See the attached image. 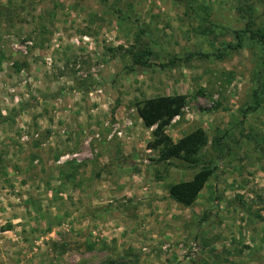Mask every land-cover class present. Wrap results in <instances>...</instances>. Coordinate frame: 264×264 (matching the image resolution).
<instances>
[{
    "label": "rangeland",
    "instance_id": "374dc122",
    "mask_svg": "<svg viewBox=\"0 0 264 264\" xmlns=\"http://www.w3.org/2000/svg\"><path fill=\"white\" fill-rule=\"evenodd\" d=\"M0 4V264H264L262 0ZM172 94L163 130L201 131L195 166L160 160L136 112ZM201 167L196 199L172 200Z\"/></svg>",
    "mask_w": 264,
    "mask_h": 264
},
{
    "label": "trees",
    "instance_id": "16d2710c",
    "mask_svg": "<svg viewBox=\"0 0 264 264\" xmlns=\"http://www.w3.org/2000/svg\"><path fill=\"white\" fill-rule=\"evenodd\" d=\"M178 2L182 5L184 11H193L194 0H178ZM262 4L264 11V0H262ZM11 10L0 4V14ZM246 10L251 11L249 6ZM115 12L121 15L118 9ZM121 17L135 18L130 13L122 14ZM252 24V21L246 24V32L250 33L249 36L251 39L260 43L263 50L262 55L264 56V23L255 26L253 30L251 29ZM235 39L236 42L233 45H227L228 48L237 49L241 46V35L238 32L235 34ZM149 54V49L134 52L132 62L138 65L145 64L147 63L146 58ZM255 82L257 86L253 91L254 97H256L258 88L264 84V57L261 58V68L255 73ZM184 103L185 98L183 95H161L138 102L136 104V112L144 126H154L151 132L152 138L149 146L157 150L160 160L180 157L191 166H195L197 164L198 150L205 144V139L201 131L194 130L173 142L163 130L174 116L181 113ZM249 108L254 109V107ZM210 173L211 170L208 168H199L189 179L171 184L168 188V196L182 206H189L196 199Z\"/></svg>",
    "mask_w": 264,
    "mask_h": 264
},
{
    "label": "crops",
    "instance_id": "0c3cea01",
    "mask_svg": "<svg viewBox=\"0 0 264 264\" xmlns=\"http://www.w3.org/2000/svg\"><path fill=\"white\" fill-rule=\"evenodd\" d=\"M200 192V191H199Z\"/></svg>",
    "mask_w": 264,
    "mask_h": 264
}]
</instances>
